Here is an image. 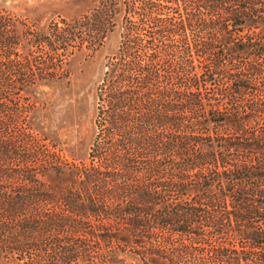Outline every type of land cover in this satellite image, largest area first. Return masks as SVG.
<instances>
[{
	"label": "trees",
	"instance_id": "obj_1",
	"mask_svg": "<svg viewBox=\"0 0 264 264\" xmlns=\"http://www.w3.org/2000/svg\"><path fill=\"white\" fill-rule=\"evenodd\" d=\"M126 4L0 9V264H264V0ZM121 10L93 139L62 147L35 97Z\"/></svg>",
	"mask_w": 264,
	"mask_h": 264
},
{
	"label": "rangeland",
	"instance_id": "obj_2",
	"mask_svg": "<svg viewBox=\"0 0 264 264\" xmlns=\"http://www.w3.org/2000/svg\"><path fill=\"white\" fill-rule=\"evenodd\" d=\"M123 3L127 5L128 0H123ZM96 4L97 0H0V9L19 20L46 26L91 10ZM121 11L115 16L117 25L114 30L91 56L84 50H77L67 58L59 56L65 60L68 76L44 84L35 97L38 104L35 120L48 124L62 147L70 148L80 142L84 153L93 139L94 89L102 77L107 57L117 51L122 40Z\"/></svg>",
	"mask_w": 264,
	"mask_h": 264
}]
</instances>
